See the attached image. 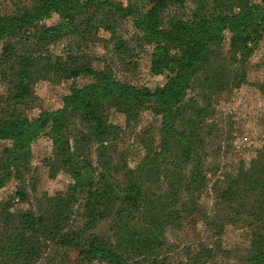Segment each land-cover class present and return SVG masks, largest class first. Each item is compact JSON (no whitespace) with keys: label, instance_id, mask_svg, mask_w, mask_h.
<instances>
[{"label":"rangeland","instance_id":"374dc122","mask_svg":"<svg viewBox=\"0 0 264 264\" xmlns=\"http://www.w3.org/2000/svg\"><path fill=\"white\" fill-rule=\"evenodd\" d=\"M107 1L118 9L141 10L132 0ZM82 4L65 14L53 12L36 28L18 32L11 40H0V125L20 119L37 121L64 110L74 86L94 84V77L69 79L60 69L73 59L140 90L156 92L169 84V72L153 71L156 46L139 30L135 17L117 18V41H113L107 22L100 17H95L93 25L100 26L98 30L86 26L101 11L88 0ZM184 4L163 14V28L173 18H191L196 11L209 19H223L264 10V0H185ZM33 8L34 0H0V17L18 18ZM66 16L72 18L68 32L48 35L40 30L47 26L60 31ZM9 43L15 52L6 59ZM208 54V64L202 65L186 97L174 109L179 134L190 133V120L201 114L196 138L199 156L177 163L171 159V165L157 158L165 129L163 110L131 107L120 100L96 104L91 111L95 116L83 117L85 112L71 109L67 121L60 124L61 139L55 133L44 134L31 145L30 162L21 161L19 168L5 167L16 147L0 142V205L15 201L10 212L52 215L74 185L65 161L71 159L75 167H83L78 173L89 189L76 193L69 223L62 231V235L77 232L81 247L50 249L39 264H105L88 250L86 241L100 236L117 243L123 234L117 229L121 226L154 231L159 241L157 255L169 264H191L205 250H211L207 262L248 264L258 248L264 250V183L254 188L250 182L255 173L264 180V24L257 22L248 41L226 30L221 43ZM178 148L181 145L174 149L176 156L182 152ZM149 163H156L158 170L146 184L152 175H146ZM200 163L207 178L201 190L191 194L184 190L183 198L174 197L170 185L179 176L189 184ZM136 180L146 190L144 198L152 193L151 202L145 206L146 200L139 197L138 205L130 209L132 216L126 218L121 212L132 194L128 186ZM103 193L108 196L99 197ZM48 221L51 227L56 224L55 219Z\"/></svg>","mask_w":264,"mask_h":264},{"label":"trees","instance_id":"16d2710c","mask_svg":"<svg viewBox=\"0 0 264 264\" xmlns=\"http://www.w3.org/2000/svg\"><path fill=\"white\" fill-rule=\"evenodd\" d=\"M132 2L140 4L141 10L118 9L107 0H88V3L95 4L99 8L102 15L99 13V15L89 18L86 26L98 30L100 26H93L96 20L95 17L98 16L99 19L107 22V24L104 22L107 25L106 29L113 35V41H117L114 28L117 18L135 17L139 30L145 34L146 39L151 44L156 46L153 55V71L156 74L169 72L172 76L169 84L164 89L156 92L140 90L114 81L101 70H91L83 64L81 59H73L70 63L64 64L65 68L60 66V69L66 72L69 79L76 80L81 76L85 78L94 77V84L84 87L74 86V94L67 100L64 110L45 114L37 121L20 119L3 122L0 125V142H12L16 147L15 151L11 152L9 156L8 164L5 166L7 169L12 166L15 167V165L19 168L18 163L23 160L30 162L31 145L44 134L55 133L57 138L61 139L59 131L61 125L67 121L71 109L75 108V110L85 112L83 117L95 116L96 113H91V111L96 104L112 100L123 101L133 105L131 107H149L163 110L165 129L163 130V141L157 158H162L164 162L168 161L171 165V159L177 163L181 158L199 156L200 148L196 145V138H199L201 114H198L197 119L190 120L192 124L190 133L182 132L179 134L174 127L177 118L174 110L175 106L186 97L187 91L199 69L208 62L210 48L221 43L225 31L230 30L235 37L244 38L248 41L257 22L264 24V10L256 8L248 13H241L238 16L223 19H209L202 12L196 11L191 18H173L168 26L163 28V14L174 6L183 8L185 0H132ZM82 5V0H34L32 11L26 10L18 18L0 17V40L8 41L13 39L18 32L36 28L53 12L65 14L71 12L74 8L82 7ZM202 11L204 10L202 9ZM71 20L70 16H66L63 20L64 26L60 31H58V28L47 26L41 27L40 30L49 32L48 35H52L54 32H68ZM117 49L119 51L123 49L119 43ZM173 49L177 51L176 55L173 54ZM14 52L13 44L9 43L5 48L6 59H10ZM17 59H20V62L23 61V58ZM22 82H26L25 77H23ZM95 122L97 121L95 120ZM176 141L182 147L178 148V152L182 151L178 156L175 155L174 150L178 146L174 145ZM156 162H158V159H156ZM76 164L71 159L65 161V167H68L73 175L74 185L71 187L68 197L60 198L61 206L59 205V210L57 207L52 215H38L23 211L10 212L11 207H13L12 203L15 204V201H12V203L1 202L3 204L0 205V264H39L49 254L50 249L59 248L60 246L75 249L81 247L78 243L79 236L77 232L72 231L62 235V231L65 229L63 225L69 223L68 212L72 209L73 203L77 201L76 193L89 189V186L84 184L83 176L78 173L83 167L80 165L75 167ZM147 169L149 170H147L146 175L150 173L152 175L144 182L149 184V179L155 175L158 167L156 163H149ZM206 179L202 163H200L195 168L194 178L189 184H185L182 176H179L170 185V192L174 197L183 198L182 191L185 190L190 194L195 193L201 190V185L204 180L207 181ZM137 181H131L128 186V190L132 194L126 197L124 205L127 209L125 212H121L123 215H127L126 218L132 216L130 209L138 205L139 197L144 198L143 195L146 190L141 184L138 185ZM250 182L252 186L258 187L264 183V180H261L255 173ZM94 193L96 195L97 191H94ZM20 195L24 196L22 192ZM148 195L144 198L146 200L145 206H149L151 202L152 193L149 192ZM104 196L107 197L108 195L103 193L99 197L104 198ZM157 212L158 210L154 209V213ZM118 217L121 218L120 215ZM50 219L56 221V224L52 227L49 226L48 220ZM152 223H155V221H152ZM154 228L158 229V226L155 224ZM117 229L123 232L117 243L100 236H92L86 241V247L98 261L105 264H169L157 255L156 250L159 241L153 236L154 231L146 229L142 231L124 230L122 226L121 228L117 227ZM139 231L143 233V236L138 239ZM125 245L128 250L124 253L120 252V249H123ZM210 251L205 250L198 254L191 264H214L207 262L206 259L210 257ZM89 261L92 260L89 259ZM85 262H88V260H85ZM248 264H264V250L258 248Z\"/></svg>","mask_w":264,"mask_h":264}]
</instances>
